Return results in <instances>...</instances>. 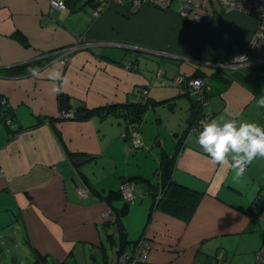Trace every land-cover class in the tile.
<instances>
[{
	"label": "crops",
	"instance_id": "obj_1",
	"mask_svg": "<svg viewBox=\"0 0 264 264\" xmlns=\"http://www.w3.org/2000/svg\"><path fill=\"white\" fill-rule=\"evenodd\" d=\"M69 5L70 12H60L48 0H0V104L4 101L12 112L10 126L19 128L11 134L0 124V221L11 214L23 223L32 254L65 262L77 248L81 253L86 249L100 253L102 233L109 240L113 233L106 229L114 224L116 215L122 217L131 210L128 204L121 215L125 202L105 200L107 192L119 190L124 181L133 182L137 193L149 195V212L152 196L147 181L158 183L147 172L153 169L152 176L159 178L161 161L174 156L171 178L201 195L188 222L152 212L147 227L139 233L152 243L145 264H226L221 258L231 240L249 232L252 218L250 207L243 208L237 198L239 188L257 187L258 195L264 191V158L255 159L241 178L234 179L233 171L210 162L195 143L197 135L189 139L188 134L177 148L190 99L181 95L184 90L173 80L178 75H199L206 80L209 88L203 109L209 121L223 116L264 127V108L257 107L264 96V64L222 70L214 64L229 60L247 45L256 20L236 11L216 15L207 25L219 30L230 26L236 44H244L235 49L208 43L206 50H196L173 41L166 19L172 11L141 5L129 13L126 4H112L99 16L89 13L86 18L83 14L71 16L85 6L74 1ZM176 17L183 25L194 23ZM77 21L82 22L81 27ZM78 37L93 45L62 60L57 51ZM141 53L179 61L167 69L165 61L162 67L154 59L148 63L145 58L149 57ZM37 58L48 62L36 69L35 76L8 72ZM182 60L191 64L192 73H179ZM203 66L211 67V74ZM60 88L72 107L82 103L88 109L136 103L144 91L150 109L136 125L117 109L106 116L48 122L47 118L59 115L56 91ZM176 115L182 120L176 121ZM157 124L169 127L173 139L158 136L159 153L153 148L136 152L146 144L142 133L154 130ZM133 129L137 130L138 147H132ZM143 153L149 158L141 163ZM77 156L90 159L75 165L72 160ZM81 182L90 190L84 199L73 188ZM106 212L109 215L102 216ZM148 212L142 216L144 225ZM118 221L128 239V229L121 218Z\"/></svg>",
	"mask_w": 264,
	"mask_h": 264
},
{
	"label": "rangeland",
	"instance_id": "obj_2",
	"mask_svg": "<svg viewBox=\"0 0 264 264\" xmlns=\"http://www.w3.org/2000/svg\"><path fill=\"white\" fill-rule=\"evenodd\" d=\"M122 5L125 6V4ZM177 6V4H174L171 9L166 10L173 12L171 13V17H166V19L168 31L171 33V37L173 41L176 42V44H181L185 47L196 50H206L208 43H213L218 48H223L225 45H228L229 47L235 46V49L244 44H236V41H238V39L233 37L232 31L229 29L230 26L219 30L217 29L218 26L213 25L196 23L183 25L182 23H178V21H181L176 17L177 14L175 13V11L177 9ZM70 10L71 9H69V12ZM89 10V6L85 5V8L77 9L71 14V16L77 15L81 17L84 15L83 17L88 18V14L90 13ZM76 23L80 27L82 26L81 21H77ZM210 23L211 22H209L208 24ZM140 37L141 39H144V35H141ZM158 42L162 43L161 41ZM184 50H187V48H185ZM141 54L149 57L145 58L146 61H148L149 59H151L152 61L153 59L158 61L161 67V62L165 61V63H168V65L166 66L167 69L173 67L172 63L174 65L179 61H173L165 57L156 58V56L154 57L149 53ZM150 61H148V63ZM179 65L181 69L179 73H192L193 69L190 68V63L182 60ZM203 67L206 69L208 74H211V67ZM140 98L142 99V94H140ZM148 109L150 108L148 107L147 109H145L144 113L149 111ZM174 118L176 119V121L182 120L177 115ZM168 128L169 127H166L163 124H157L155 125L154 130L144 131L142 134H144L146 137V144L144 147L141 146L140 148H138L136 152H138L139 150L146 153L147 150V152H149V150L153 148V150L157 149V152L159 153L160 148L156 146L155 143L158 136L161 140H165L164 137H167V139H173V137L171 136V132L168 131ZM157 131L160 134H157ZM146 134H150V138H148ZM147 158L144 157L143 153L140 158L141 163H144L145 160H148ZM147 166L148 163L144 164L143 169H147ZM262 171L264 177V168L262 169ZM152 172L153 169H149L147 174H149V177H152V182L156 183L158 179H156V176H152ZM137 187H140L141 191L144 189L142 185H138ZM135 190L136 188L134 189L136 198L135 202L129 205L131 209L130 212L127 215L119 217L123 220L125 229H128V239L134 240L135 238L137 239L139 233L144 227L145 218H142V216L143 214L148 212L147 210L149 208V195L145 192L137 193V190ZM239 190L240 193L237 194V198L240 199L243 208L250 207V210H252V218L248 226L249 232L244 234L241 239L240 237H235L231 240L232 244L227 248V250L225 251L226 253L221 258L224 259V262H226V264H252L254 261V250L258 249L262 240V235L264 233V191L262 190V193L258 195L259 192H257V187H240ZM143 200L148 201L145 204H142ZM106 230L107 233H113V238L116 240V244L113 245L115 241L108 240L105 232L102 233L101 240L104 243L103 247L105 254L107 255L106 260L105 258L102 259L100 253H97L94 250L92 252L90 249H86L83 253H81L80 248H77L75 254L65 262L54 261L51 258L46 257L47 264H116L117 249L119 246L117 234L118 230L116 225L114 224H110ZM25 232L26 231L23 223L20 222V220L15 221V217L12 218L11 214H9L7 218L2 219V222L0 221V264H31L32 262H34V256L30 252V248L27 244V235ZM249 241L250 243L247 244ZM201 250H203V246L201 247Z\"/></svg>",
	"mask_w": 264,
	"mask_h": 264
},
{
	"label": "built area",
	"instance_id": "obj_3",
	"mask_svg": "<svg viewBox=\"0 0 264 264\" xmlns=\"http://www.w3.org/2000/svg\"><path fill=\"white\" fill-rule=\"evenodd\" d=\"M49 6L61 12H69V3L74 0H48ZM75 3H80L81 6L88 5L90 7V15L97 17L101 14L104 8L112 4L127 5V11L132 13L141 5H149L160 10L171 9L174 4H177L175 13L183 21L187 23L208 24L216 15L236 11L242 15L253 17L256 20V26L251 34L250 40L246 46L239 49L229 60L224 62H215L214 64L219 69L237 68L233 66V58L237 56H246L247 65L249 63L264 64V0H75ZM93 44L85 42L82 37H78L74 42L65 48L57 51L62 60H67L68 57L80 49H87ZM200 81L199 86L194 82ZM173 84L181 88L195 101L200 113L195 124L196 132L193 129L188 134L198 135L200 129L199 121L209 120V115L204 112V107L207 105L208 84L203 77L189 78L178 75L174 78ZM142 99L139 101L147 103L146 92H142ZM2 104H5L3 101ZM62 112V113H61ZM59 115L65 118H71L73 111H61ZM202 113V114H201ZM7 124L10 122L6 120ZM137 130H130L132 147H138L139 141L137 138ZM74 191L78 198L84 199L90 195V190L81 182L73 185ZM121 199L127 204L135 202L136 195L134 193V183L124 181L120 185ZM158 197V195H157ZM109 212L103 213L102 216L107 217ZM151 240L143 235L138 238L133 244L127 246L120 254L117 255L116 264H144L147 259L145 255L151 249ZM252 264H264V238L261 245L254 252V261Z\"/></svg>",
	"mask_w": 264,
	"mask_h": 264
},
{
	"label": "trees",
	"instance_id": "obj_4",
	"mask_svg": "<svg viewBox=\"0 0 264 264\" xmlns=\"http://www.w3.org/2000/svg\"><path fill=\"white\" fill-rule=\"evenodd\" d=\"M75 1V0H74ZM166 11V10H162ZM187 24V22H185ZM48 62V59H36L33 61H30L28 63L14 66L8 72L10 74H24L29 73V69H38L39 67H43ZM199 75H193L191 77L195 78ZM181 95L187 96L190 99V107H189V114L186 118V127L184 131L181 133L177 148L182 144L185 137L188 135L189 131L195 127V124L197 122L200 108L198 104L193 101V99L186 94V92L182 93ZM69 98L67 95L59 92L57 94V100H58V106H59V112L61 111H73V116L71 118H65L61 115H58L57 117L53 118H47V121H54L55 119L58 121L63 120H81L85 118H89L94 114L99 115H109L112 112H115L117 109L120 111L123 116L131 122H134L136 125L137 121H139L144 113V110L148 108V104H142V103H127L121 106H109V107H103V108H95V109H88L85 107L84 104L78 103L76 107H72L69 103ZM4 104H0V124L6 127V129L11 133L14 134L18 131L19 128L14 129L11 125V118L13 115L10 113L11 110L9 108L4 107ZM62 113V112H61ZM202 114V113H201ZM210 118V117H209ZM9 119V123L7 124L6 120ZM176 155V154H175ZM174 156L165 157L160 164V169L158 171L159 178L157 183L158 184H152L150 181H147L148 184V190L152 196V205L149 209L148 216L146 223L143 227V230L147 227V224L150 220L151 214L154 210H158L164 213H167L183 222H188L197 206V203L199 201V197L201 195L200 192L197 190H194L192 188L186 187L182 184L176 183L171 178V173L174 165ZM153 191V192H152ZM158 195V197H157ZM105 200H119L121 199L120 195V189L119 190H109L107 194L104 196ZM119 216L116 215V219L112 222L117 227V234H118V249L117 253L120 254L128 244H133L139 237L135 240H128L126 237V232L124 230L123 225L118 221ZM113 235L109 236L110 241H115L113 245L116 244V240L112 237ZM149 238V237H148ZM150 239V238H149ZM151 240V239H150ZM263 240V239H262ZM104 245H101L100 248V255L101 258H106V254L104 251ZM34 256V262L31 264H47V258L46 256L39 255V254H33ZM66 261V260H65ZM147 262V261H146ZM145 264V263H144Z\"/></svg>",
	"mask_w": 264,
	"mask_h": 264
},
{
	"label": "clouds",
	"instance_id": "obj_5",
	"mask_svg": "<svg viewBox=\"0 0 264 264\" xmlns=\"http://www.w3.org/2000/svg\"><path fill=\"white\" fill-rule=\"evenodd\" d=\"M233 66L246 67L247 57L233 58ZM35 76L36 69H29ZM199 86L200 81L194 82ZM62 89L56 91L57 94ZM257 107L264 108V96L257 101ZM200 131L195 143L207 154L213 165L234 172V179L241 178L246 168L257 158H264V127L254 122L225 120L223 116L198 122ZM197 130L194 128L193 132ZM192 134H189V139ZM126 203V202H125ZM147 259V255L144 257Z\"/></svg>",
	"mask_w": 264,
	"mask_h": 264
},
{
	"label": "water",
	"instance_id": "obj_6",
	"mask_svg": "<svg viewBox=\"0 0 264 264\" xmlns=\"http://www.w3.org/2000/svg\"><path fill=\"white\" fill-rule=\"evenodd\" d=\"M38 59V58H37ZM36 60V59H35ZM33 61V60H32ZM28 63V62H27ZM90 157H87V156H77L75 158H73L72 162L75 164V165H79V164H82L83 162L89 160ZM128 204L127 203H123L122 207H121V210H120V214L121 215H124L125 214V209L127 208Z\"/></svg>",
	"mask_w": 264,
	"mask_h": 264
},
{
	"label": "flooded vegetation",
	"instance_id": "obj_7",
	"mask_svg": "<svg viewBox=\"0 0 264 264\" xmlns=\"http://www.w3.org/2000/svg\"><path fill=\"white\" fill-rule=\"evenodd\" d=\"M65 60H66V59H65ZM138 102H139V103H142V102H140V101H138ZM138 102H136V103H138ZM139 103H138V104H139ZM142 104H147V103H142ZM59 113H60V112H59ZM143 235H145V234H142V236H143ZM140 237H141V236H140ZM140 237H139V238H140Z\"/></svg>",
	"mask_w": 264,
	"mask_h": 264
},
{
	"label": "bare ground",
	"instance_id": "obj_8",
	"mask_svg": "<svg viewBox=\"0 0 264 264\" xmlns=\"http://www.w3.org/2000/svg\"><path fill=\"white\" fill-rule=\"evenodd\" d=\"M163 54H164V56H165V55H169V54H167V53H165V52H163ZM134 186H135V184H134Z\"/></svg>",
	"mask_w": 264,
	"mask_h": 264
}]
</instances>
